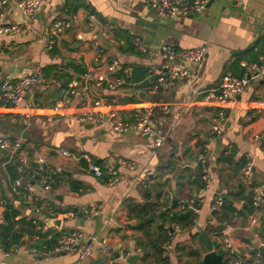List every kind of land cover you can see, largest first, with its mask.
<instances>
[{
	"label": "crops",
	"instance_id": "obj_1",
	"mask_svg": "<svg viewBox=\"0 0 264 264\" xmlns=\"http://www.w3.org/2000/svg\"><path fill=\"white\" fill-rule=\"evenodd\" d=\"M91 14L99 22L88 27ZM3 19L9 24L23 25L26 22L25 16L13 4L7 5ZM61 20L69 21L70 26L58 33L55 45L48 50L43 34L54 22ZM108 23L113 28L107 32ZM105 32L112 41L108 40L110 47L105 49L102 61L97 63L93 59L91 40L103 38ZM126 33L138 37L148 46L169 45L175 49L204 46L205 58L200 66L190 65L192 74L189 79L178 81L171 87L148 91L145 89L150 83L145 55L137 50L134 53L120 50ZM78 34H83L82 40L77 38ZM263 57L264 0H211L201 13H180L175 19L158 17L143 0H44L32 27L0 36L1 76L16 80L36 68L55 65L60 71L71 74L73 79L78 73L73 66L83 70L103 69L110 60L116 59L118 70L129 71L133 84L125 89H132V93L125 94L124 89L104 93L116 97V108L128 120L133 119L136 107L151 104V122L157 134L165 135V140L156 147L151 136L133 131L117 134L91 124H81L75 117L76 97L67 115L54 119L50 106L59 98L57 91L62 81L52 76L53 71L45 76L49 79L48 89L33 87L28 92L31 107L26 123L12 119L15 109L0 106V138L22 143L28 155L24 169L31 171L34 169L32 164H38L37 175L57 174L55 183L46 189L37 176L29 179L30 175L18 173L17 178L29 182L34 195L53 211L39 217L29 211L22 196L13 190V181L3 166L0 151V213L3 204L9 200L20 211V216H38L42 222L48 217L59 220L57 226L46 224L47 229H41L39 225L27 227L28 231L16 250L7 256L0 253V264H130L127 259L132 255L136 256L132 264H139L138 258L147 245L144 244L142 249L137 246L143 236L130 228L136 222L135 217L129 218L130 213L134 214L129 211L130 203L144 206L149 202L152 211L144 207L150 215H155L157 212H154L152 203H157L155 196L160 189L173 201L190 200L191 196L202 199L197 202L193 226L174 232L170 238V264L191 262L192 257L178 260L177 244L199 249V260L207 251L218 252L219 236L214 231L221 226L213 216L211 206L217 197H222L240 209L242 199L233 202L237 189L241 187L240 179L242 181V169L237 165L247 157L252 158L251 182L255 183L254 188L264 186V70L254 72L241 65V62L259 64ZM152 62L158 67L170 63L159 56ZM67 64L72 65L65 67ZM240 68L243 74L249 72L248 83L235 102L226 107L229 113L227 117L224 113V129L213 139L210 126L219 107L216 102L207 101L203 93L216 89L225 72L237 76ZM92 91L102 92L94 88ZM193 91L197 93L193 95ZM255 134L259 135L258 139L254 138ZM202 147L206 150L203 164L208 170L209 185L200 191L196 178L201 173L202 164L197 157ZM61 149L88 153L96 162L109 161L117 169L119 181L108 185L106 173L103 178L94 176L86 170L84 161L77 162L60 155ZM122 160L133 161L134 167L123 166ZM43 169L45 172H41ZM243 184L246 193L249 188ZM80 206L94 207L98 213L92 218L73 217L71 212ZM249 217L240 211L222 226L221 233L228 234L238 255L246 253L250 257L249 253H252L255 257L258 253L260 264H264V256L258 250L264 241V226L261 225L264 216L260 212V222L252 227ZM73 230H79L85 236L108 237L112 253L106 255L99 245H95L90 255L78 263L77 250L53 254L25 251L33 245L41 246L43 234L49 239L56 232L61 235ZM203 231L206 233L204 239L200 235ZM256 232L259 233L257 237L254 236ZM119 251L127 254L126 258L119 257Z\"/></svg>",
	"mask_w": 264,
	"mask_h": 264
},
{
	"label": "built area",
	"instance_id": "obj_2",
	"mask_svg": "<svg viewBox=\"0 0 264 264\" xmlns=\"http://www.w3.org/2000/svg\"><path fill=\"white\" fill-rule=\"evenodd\" d=\"M44 0H0V36L11 35L21 32L23 29L32 27L34 18L38 13L39 7ZM156 15L160 18L175 19L178 14H193L201 13L210 0H143ZM8 4H13L26 18L23 25L9 24L4 22V13ZM88 27H92L98 21L94 14L89 15ZM69 21L61 20L54 22L51 27L43 34L44 45L46 49H51L56 43V37L65 28L69 27ZM107 32L112 30L113 25L106 24ZM90 29V28H89ZM90 31V30H89ZM109 33H104L105 40L112 41ZM77 38L82 40L83 34H78ZM133 45L135 50L145 55L148 61L147 79L150 82L145 89L148 91H155L162 87L174 86L178 81L189 79L192 72L190 65L200 66L206 54V47L198 46L189 49H175L169 45L148 46L138 39L133 38ZM106 47L99 39L91 40V50L93 52V59L95 62H101L104 56ZM159 56L161 59L169 61V65L165 67L156 66L152 60ZM241 65L250 71L260 72L264 70V57L259 64L244 63ZM118 62L116 59L110 60L103 69L91 68L78 72L67 83V87L62 91V95L50 106L51 115L58 120L67 115L74 97L78 99L76 119L81 124H91L100 129H107L111 132L122 134L127 131L137 132L140 135L151 136L154 139V145L160 147L165 140L164 134H157L154 125L151 122L153 108L151 104L138 106L134 109L133 119H125L116 108V97L114 95H106L104 92L116 93L119 90L125 89L133 84L130 81V74L127 69H122L121 73H117ZM248 74L245 72L241 77L234 75L227 71L221 79L216 89L205 91L204 98L209 102H216L218 109L214 112L212 117V124L210 132L212 138H216L223 131L225 108L235 102L236 97L242 94L248 83ZM49 79L45 77L41 68H36L30 73L21 75L16 80L4 79L0 74V106H10L15 109L12 119H19L26 123L30 117L31 104L27 99L28 92L33 87H39L43 90L48 89ZM92 88L101 93L93 92ZM193 91V95L196 94ZM255 139L259 138L258 134L254 135ZM0 151L3 154V166L6 167L8 163H16L15 168L18 173H22L28 161L27 152L24 150L22 143L19 140L8 141L0 138ZM60 155L71 158L77 162L84 161L86 170L96 177H102L107 174L106 183L114 185L119 181L117 169L114 168L109 161L105 160L100 163L94 161L92 157L85 152L74 153L65 149L59 150ZM206 150L203 149L197 157V161L201 165V180L203 187L200 191L207 188L209 185V175L206 166L203 164L205 160ZM120 163L127 167L133 168L134 162L122 160ZM254 160L247 157L241 170L242 182L249 184L253 171ZM37 174V172H36ZM41 185L49 189L55 183V177L50 173H38ZM29 179H34L33 174H30ZM13 190L20 194L23 200L28 204V209L38 216H46L44 213L52 214V209L48 204L42 202L33 193L32 185L29 182H22L16 178L13 182ZM253 205L255 207L261 205L264 201V186L255 187L253 189ZM201 198L190 199L189 202H201ZM224 202L222 197H217L211 206L212 210L220 207ZM98 210L94 207L80 206L71 212L73 217H88L96 216ZM260 211L256 210L249 217L250 226H254L260 222ZM38 216L27 217V220L35 225H39L41 229H47L45 222L40 221ZM0 213V220H1ZM224 225L228 222L224 221ZM171 231L168 233L170 237L174 232L180 231L178 225L172 224ZM259 233H254L258 236ZM219 244L221 251L224 253V260L227 264H260L261 258L257 253L255 257L250 258L248 254L243 253L238 255L227 233L219 235ZM95 245H99L102 253L110 255L112 249L110 247L108 237H97L96 235L85 236L79 230H73L66 234H61L57 238L52 248H47L43 245L41 248L35 246L27 247L26 252L33 254H53L61 253L70 250H77L78 263L85 260ZM264 247V241L260 243ZM19 246L13 247L6 252L0 246V253L8 255ZM163 256L170 253L172 244L166 241L163 246ZM127 254L119 251V257L126 258Z\"/></svg>",
	"mask_w": 264,
	"mask_h": 264
},
{
	"label": "trees",
	"instance_id": "obj_3",
	"mask_svg": "<svg viewBox=\"0 0 264 264\" xmlns=\"http://www.w3.org/2000/svg\"><path fill=\"white\" fill-rule=\"evenodd\" d=\"M113 35V34H112ZM124 46L120 48V50H124L129 53H134L135 47L133 45V37L128 35L127 33L124 34ZM72 64L64 65L70 66ZM76 72H81L83 69L79 67L73 66ZM240 72L237 74L238 77L243 75V69L240 68ZM121 70L117 69V73L120 74ZM53 71L52 76L56 80L62 81L59 89L58 94L59 97L62 95V91L66 89L67 83L72 78V75L68 72L60 71L56 68L55 65L42 68V72L45 76L49 75L50 72ZM59 73V75H56ZM25 149V148H24ZM203 147L201 148V151ZM224 154H222L223 157ZM100 163L99 161H97ZM245 161L240 162L237 166L238 169H242ZM16 163H8L6 165V169L10 173V180L14 181L18 175V172L15 168ZM34 169L31 171H24L21 175H30L33 174V178H39V175L36 174L38 171V164H32ZM41 172H45V170H41ZM52 176H56L52 174ZM103 178V176H102ZM180 177H178L179 179ZM197 187L202 188L203 183L201 180V173L198 174L197 178ZM194 181V182H196ZM241 187L237 189L233 199V202H238V200L242 199V204L240 209H238L233 203L224 200L223 204L213 211V216L221 226L219 229L215 230L214 234L219 236L221 234V228L224 225L223 222H229L234 216H236L240 211L243 213L251 215L256 210L261 212V215L264 216V201L261 205L255 207L253 205V195H254V182H250L248 185V190L245 193V187L240 179ZM161 185H164L162 183ZM73 189H77L72 186ZM146 198L148 195H145ZM157 203H152L154 212H157L155 215H150L149 211L142 206L141 204H137L131 202V206L129 207L130 212H134L133 215L129 214V218H136L135 225H130V228L134 231H137L142 234L143 239L137 242V246L142 249L143 245L146 244L147 247L144 249L142 254L139 256L138 261L139 264H170V257L169 254L163 256V244L166 241L171 242V237L169 236V232L171 231V225L175 224L180 227V229L190 228L194 224V220L197 216L196 209L198 208L197 201L193 203L189 202V199L184 200H175L173 201L172 198L168 197L167 194L162 193V190H157L155 196ZM194 199L195 197H190ZM60 212H65L64 210H59ZM20 211L11 203V201L6 200L3 204V209L1 211V220H0V246L6 252L10 251L15 246H20L24 233L28 231L27 227H36L35 224L31 222V220H27L25 216H20ZM48 215L47 213H44ZM149 215V216H148ZM148 216V217H147ZM23 225V226H22ZM261 225L264 226V222H261ZM198 233H195L197 236ZM60 233H54L49 239H47L46 234H43V241L42 245H46L47 248H52L59 237ZM41 245V246H42ZM35 246V245H33ZM38 246L37 247H41ZM36 247V246H35ZM218 252H222L220 245L217 246ZM176 252H178V260H181V257H192L191 262L187 261L186 264H197L199 261V249H192L187 247L186 245L177 244ZM250 254V258L253 257L252 253Z\"/></svg>",
	"mask_w": 264,
	"mask_h": 264
},
{
	"label": "water",
	"instance_id": "obj_4",
	"mask_svg": "<svg viewBox=\"0 0 264 264\" xmlns=\"http://www.w3.org/2000/svg\"><path fill=\"white\" fill-rule=\"evenodd\" d=\"M210 2H211V0L209 1V3ZM98 39L101 41V43L104 45V47H106V48L110 47V43L108 41H106L104 38L99 37ZM122 92L125 93V94H127V93L131 94L132 93V89H130V88L129 89H124V90H122ZM141 94H143V93H141ZM228 113H229V109L226 108L225 109V116L226 117H227ZM128 132H131V131H128ZM63 173H65V172L63 171ZM225 200L229 201L227 198H225ZM174 201H175V199H174ZM144 206L148 207L152 211V208H151L149 202H145ZM261 220H263V218H261ZM44 221H45L46 224H51V225L57 226L59 220L48 217ZM200 235L204 239V237L206 235L205 231L201 232ZM213 245L216 246V243H214ZM258 250L260 251L261 256H264V247L260 245L258 247ZM116 255L118 256V253H116ZM135 258H136V256L132 255V256H130L127 259V262L132 264ZM223 258H224V253L223 252H217V250L207 251L206 253H204L203 257L198 261L197 264H225V261H224Z\"/></svg>",
	"mask_w": 264,
	"mask_h": 264
},
{
	"label": "rangeland",
	"instance_id": "obj_5",
	"mask_svg": "<svg viewBox=\"0 0 264 264\" xmlns=\"http://www.w3.org/2000/svg\"><path fill=\"white\" fill-rule=\"evenodd\" d=\"M191 247V246H190Z\"/></svg>",
	"mask_w": 264,
	"mask_h": 264
}]
</instances>
